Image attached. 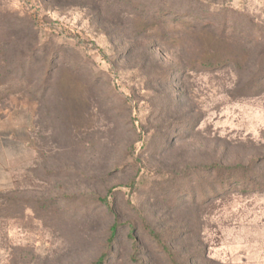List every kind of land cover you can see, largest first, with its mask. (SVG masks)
<instances>
[{"label":"rangeland","instance_id":"obj_1","mask_svg":"<svg viewBox=\"0 0 264 264\" xmlns=\"http://www.w3.org/2000/svg\"><path fill=\"white\" fill-rule=\"evenodd\" d=\"M203 4L205 22L226 29L216 53L226 65H196L213 38L166 16V41L176 35L150 64L177 63L175 42L193 65L171 85L141 69L140 50L122 54L162 40L155 28L128 35L142 7L0 0V264H264V87L246 85L264 47V0ZM98 7L124 30L99 22ZM172 90L178 103L166 104ZM110 187L122 219L111 245L113 218L97 199Z\"/></svg>","mask_w":264,"mask_h":264},{"label":"trees","instance_id":"obj_2","mask_svg":"<svg viewBox=\"0 0 264 264\" xmlns=\"http://www.w3.org/2000/svg\"><path fill=\"white\" fill-rule=\"evenodd\" d=\"M108 1V0H107ZM204 0H113V2H116V4L119 5V2L122 4H126L131 7V10L135 11V13L138 11L139 7H142V10L139 13V18H141V23L138 25V29H131L132 31L129 32L128 35H141L142 33H146L150 30L158 29L160 32V37L162 40L159 42L155 41L154 45L149 46V45H140V49L137 47L135 48L132 44H127L124 52L122 53L125 57L129 58L132 57V55L135 53V51L140 50L139 56L143 55L142 62H144L145 66H141V69H144V67H148V65L153 68L150 71V77L152 78H164L167 79L165 83L170 84L174 76H182V73L185 74L184 72L189 70L191 64L189 62H185L183 57H186L185 51H187L186 46L177 44V43H172L170 46L174 49V54L172 56L174 57V60L177 63L173 64H166L167 67H160L158 66H153L150 63H158L157 60L163 61L164 59V53L161 52L164 49H168V42H173L174 41V36L176 35V32L172 34V37L168 38V33L166 32V25L167 22L165 21L166 16H170V21L169 23H176L181 25L182 27H185V30L187 32H191L195 34L197 37H212L213 41L209 42L208 45L206 46H201L198 48V52L196 53V58L193 61V59H189L190 61L192 60L196 65L206 68V67H214V66H219L221 64L226 65V58L227 56L223 55L218 56L217 51L218 47L222 46L224 44V41L226 39V29L222 28L221 25L211 23L208 24L205 22V19L208 18L209 12L208 8L206 7L207 4H203ZM109 8V7H108ZM108 8H101L98 7L97 11L93 13V16L97 18L99 22H103L104 24H109L114 26L118 31H121L119 29L124 30V26L122 23H113L109 22L108 19H106V16L108 14ZM149 13L151 16L157 18L156 24L152 23L149 24L148 21H146V18H149ZM130 16L135 15L133 12L128 13ZM188 17L190 18L189 23L187 22H182V21H177L180 18H185ZM194 21L197 23L194 24ZM169 27V26H167ZM119 28V29H118ZM126 28V27H125ZM168 29V28H167ZM127 31V29H125ZM133 30L135 32H133ZM145 40L147 38H144ZM201 45L204 44L205 42H200ZM222 43V44H221ZM216 47V48H214ZM31 49V48H29ZM138 52V51H137ZM54 56H50L45 53L43 56L45 57V61L47 63L51 62L52 60L58 58L59 52L53 51ZM163 53V54H162ZM166 53H169L168 51ZM188 53V51H187ZM33 54V52H32ZM167 55V54H166ZM175 55V56H174ZM258 57L254 59V69L255 72L249 77H247V82L246 85H250L251 89H259L264 87V47L260 48L258 52ZM23 56V57H21ZM20 56V66L23 67H29V60L31 58V52L27 50L25 53H22ZM56 56V57H55ZM54 57V58H53ZM166 57V56H165ZM190 65H189V64ZM148 64V65H146ZM190 71V70H189ZM45 72H47V69L45 68ZM155 82H158L159 80L156 79L154 80ZM180 80L177 78L175 81L171 82V85L173 83H178ZM153 82V80L148 79V83ZM174 90L171 91V94L165 96L163 99L164 101H167L166 104H175L178 103L179 100V95L173 93ZM178 95V96H175ZM163 104V102H162ZM160 109H164V106H160ZM166 129H169L166 128ZM220 166L218 163L213 162L210 163V166L204 167L206 171H209L212 173L213 171L217 170ZM134 185V184H132ZM106 195L105 196H97L98 201L100 202L101 205H103L107 211L112 215V223L109 227V238H108V244L111 245L113 240L116 238L119 227L121 226V217L117 214L114 213V208H115V203H116V196H114V192L112 191L111 187L106 189ZM127 226H129V232L127 234V239L131 240L133 245L135 246L137 243L136 239V231H137V226L134 223H126ZM154 234V231H152ZM154 237L158 240L159 235L154 234ZM162 254L168 255L169 252L166 251V249L161 250ZM139 264H143L139 263Z\"/></svg>","mask_w":264,"mask_h":264}]
</instances>
